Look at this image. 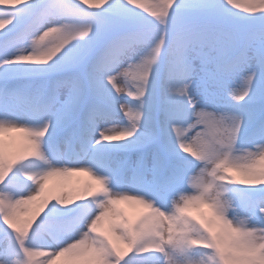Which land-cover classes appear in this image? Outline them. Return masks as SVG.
<instances>
[{
  "label": "snow or ice",
  "instance_id": "1",
  "mask_svg": "<svg viewBox=\"0 0 264 264\" xmlns=\"http://www.w3.org/2000/svg\"><path fill=\"white\" fill-rule=\"evenodd\" d=\"M59 258L264 264V0H0V264Z\"/></svg>",
  "mask_w": 264,
  "mask_h": 264
},
{
  "label": "bare ground",
  "instance_id": "2",
  "mask_svg": "<svg viewBox=\"0 0 264 264\" xmlns=\"http://www.w3.org/2000/svg\"><path fill=\"white\" fill-rule=\"evenodd\" d=\"M74 178H75V182L77 183L78 186L80 185H84L85 183H94L93 181H91V179H86L84 177L83 174L81 173H74ZM64 178H62L59 182L58 185L60 186L61 182L63 181ZM139 212L137 211L135 208H133L131 205L129 206V208L125 211V213L128 215L129 219H132L135 214ZM59 263V260L56 261V264Z\"/></svg>",
  "mask_w": 264,
  "mask_h": 264
}]
</instances>
